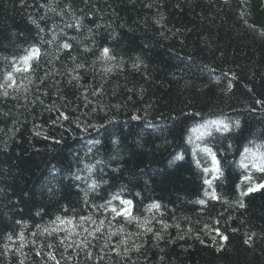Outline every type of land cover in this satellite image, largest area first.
<instances>
[{
    "label": "trees",
    "instance_id": "trees-1",
    "mask_svg": "<svg viewBox=\"0 0 264 264\" xmlns=\"http://www.w3.org/2000/svg\"><path fill=\"white\" fill-rule=\"evenodd\" d=\"M33 45L0 88V264H264V0H0V83ZM117 193L139 221L95 207Z\"/></svg>",
    "mask_w": 264,
    "mask_h": 264
},
{
    "label": "snow or ice",
    "instance_id": "snow-or-ice-1",
    "mask_svg": "<svg viewBox=\"0 0 264 264\" xmlns=\"http://www.w3.org/2000/svg\"><path fill=\"white\" fill-rule=\"evenodd\" d=\"M68 27H72L71 24L67 25ZM80 25L79 23L77 24V29H79ZM40 31H44L43 28H40ZM89 31H91L89 29ZM56 39V36H53V40ZM52 41H48V43H51ZM59 49H65L68 50V54H71V49H72V45L69 42H63L61 43L59 46ZM85 51H90V49L85 48ZM110 53V49L107 47H103L101 49V56L103 58L106 59H115L114 56L109 55ZM43 55H48V53H44ZM42 53H41V48L39 46L33 45L30 49L25 50V54L21 57H19V61L17 62L16 60H14L9 67L11 68V71H6L5 75H4V82L0 83V88H4V95L7 96L9 93L7 92V88H13L16 85V79H15V74L17 73H29V72H34L35 71V67H38L39 65V61L41 59ZM73 59H75L73 57ZM77 68H81L83 67L82 64H78L76 65ZM106 71H111V69H106ZM232 88L231 82H229L228 84V90L230 91ZM26 90V89H25ZM257 104H261L264 105V100H256ZM61 115H63V113H61ZM64 119H67V116H64ZM133 119H136V117H133ZM212 123H223L222 121H212ZM236 124H239V121H236ZM223 128L227 131L229 129V125L227 123H223ZM229 147H231V145H229ZM204 151H206L208 153V155L210 156V160H211V166L210 167H204L203 168V172L204 173H210L212 175V179H205L204 180V184L208 185L210 188H212L214 181L220 179L223 176V169H222V161L221 159L218 158V153L212 151L211 148H205ZM249 149L245 148L244 152H248ZM255 156V154H253ZM182 156H177V159H182ZM241 167H243L244 169H248L249 168V164L244 163V161L242 160L241 162ZM251 167L254 168L256 171H259L260 173L264 174V154H261L259 156L258 159H254L251 163ZM76 179H80L79 176L76 177ZM245 179H250V177L245 176ZM93 187H95V183H93ZM260 189H264V183L262 182H257V184L249 186L246 190L241 191L240 195L241 196H247L251 193L256 192L257 190ZM205 196H208L211 200H216L217 196L215 193V189L213 188V191L211 193L209 192H205ZM113 200H119L120 204L122 205V207H116L115 205H113L112 201ZM199 204L201 205H205L206 201L201 199L200 201H198ZM133 205V201L129 200V199H122L120 197V194H114L110 199H108L106 201V204H101V205H97L95 207H97V209H104L105 212H110L112 214V219H116L117 217H125V218H129V222H131L132 220H137L139 221V217H134L132 216V206ZM150 207L152 208H156L159 209L160 205L159 204H153ZM240 207H244L243 202H240ZM74 217L73 218H64L62 219L61 217H57L56 221H58L60 224H67L72 226V229H75L77 226L79 227H83V223L85 221H91L93 224L96 223L95 220L92 219L91 216L85 217V216H80L79 220H80V224H74ZM56 221H53V223H56ZM19 223V221L17 222ZM150 223V221L145 220L144 224H139L138 223V227H143L144 225ZM104 224V220H100V225L103 226ZM37 227L39 228L40 226L37 225ZM164 227L166 228L167 225L165 224ZM57 229H52V231H56ZM85 232H87L89 235H94V232L89 231V229L84 228L83 229ZM147 231H152L151 228H147ZM44 232H48L49 235L52 234L51 231H49V229L44 228L43 229ZM95 231H99V227L95 230ZM116 233H111L109 236V239L111 238V235H115ZM219 234V232H218ZM33 235H35V233H33ZM68 237H70L72 235V232L69 231L67 233ZM254 235V234H253ZM158 238H159V234H157ZM9 240L12 239V235L9 234L7 237ZM19 239L21 241V247L24 246V234L23 232H21L19 234ZM222 239L227 240L228 237L227 236H222ZM251 239V237L249 238ZM249 241L245 240V243L247 244ZM61 243H63V241H61ZM121 244L126 243V241L121 240L120 242ZM71 246V245H69ZM5 248L8 247V245L4 246ZM48 247H52V245H48ZM125 252H127V249H125ZM37 255H39V253H37ZM88 256L91 257V253H88ZM48 258L55 260L56 264H59V261L56 260V257L52 255V253H48ZM21 264H23V262H21Z\"/></svg>",
    "mask_w": 264,
    "mask_h": 264
},
{
    "label": "rangeland",
    "instance_id": "rangeland-1",
    "mask_svg": "<svg viewBox=\"0 0 264 264\" xmlns=\"http://www.w3.org/2000/svg\"><path fill=\"white\" fill-rule=\"evenodd\" d=\"M245 163L249 164V169L251 170V179L253 182L257 184V182L264 183V174L260 173L259 171H256L254 168L251 167V163L254 159H258L257 157L251 155V157H247L245 155Z\"/></svg>",
    "mask_w": 264,
    "mask_h": 264
}]
</instances>
